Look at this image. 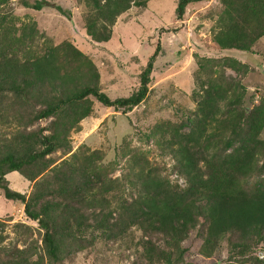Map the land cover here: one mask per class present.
Instances as JSON below:
<instances>
[{
  "label": "trees",
  "instance_id": "trees-1",
  "mask_svg": "<svg viewBox=\"0 0 264 264\" xmlns=\"http://www.w3.org/2000/svg\"><path fill=\"white\" fill-rule=\"evenodd\" d=\"M144 1L90 0L91 9L83 22L86 34L98 42L107 40L115 18L130 4ZM190 1L198 0L176 1L177 18ZM220 1L211 41L217 48L250 51L264 34V0ZM6 2L0 0V8ZM19 3L38 9L46 1ZM13 17L0 9V104L5 99L10 100L9 105L30 104L33 110L23 115L27 124L41 117L50 119L45 127L17 132L16 142L13 137L0 144L1 192L18 200L24 214L41 230L40 242L36 240L34 245L13 244L9 249L0 244V264L54 262L63 256L64 244L77 241L79 247L88 228L112 236L129 224L138 225L147 236L142 244L149 264H195L183 259L179 242L199 222L200 254L209 256L221 239L227 241L225 259L215 264H264L262 257L253 254L254 246L264 242V179L255 187L243 183L264 149V140L257 136L264 123V103L245 109L229 102V108L222 110L223 86L205 85L189 128L174 130L168 139L183 185L171 186L149 167L141 166L135 172L139 182L136 195L112 204L98 189L97 150L77 147L70 151L65 135L90 112L88 94L122 111L140 102L148 90L158 45L138 72L136 89L110 98L98 87L93 61L67 39L40 52L18 55L13 47L32 39L36 28L33 20L16 26ZM42 129L48 132L42 133ZM60 147L70 152L54 162L47 154ZM10 170L31 181L27 194L8 185L5 173ZM51 194L58 199L49 200ZM152 231L165 236V247L151 241L148 235Z\"/></svg>",
  "mask_w": 264,
  "mask_h": 264
},
{
  "label": "rangeland",
  "instance_id": "rangeland-1",
  "mask_svg": "<svg viewBox=\"0 0 264 264\" xmlns=\"http://www.w3.org/2000/svg\"><path fill=\"white\" fill-rule=\"evenodd\" d=\"M45 1L38 9L22 6L19 0H7L1 6L2 11L14 16L16 26L34 21L36 33L32 39L14 46L16 53L27 56L67 39L93 61L98 71V87L106 90L110 98L136 89L138 72L158 45L148 90L140 102L122 111L121 107L103 105L88 94L90 112L65 135L70 151L77 147L97 150L94 159L98 165V189L112 204L136 195L139 182L135 172L141 166L149 167L171 186L183 185L168 139L174 130L189 128L205 85L223 86L225 99L219 101L222 110L229 108L226 105L229 102L232 106L244 105L245 109L264 103V34L250 51L217 48L211 41V29L222 8L220 0L187 2L180 18L174 11L177 0L130 4L115 18L111 36L99 42L91 39L83 27L84 17L91 9L90 0ZM9 102L5 99L0 104V144L13 137L16 142L17 132L23 129L47 125L50 116L24 123L23 115L33 110L30 104L9 105ZM47 132L42 129V133ZM257 136L264 140V123ZM70 151L60 147L47 155L57 162ZM263 179L264 149L257 154L255 168L244 177L243 183L255 187ZM26 180L18 175L16 180L10 178L7 182L11 188L27 194L31 181ZM48 199L54 201L58 196L51 194ZM20 222L27 226L17 225ZM199 226L200 222L179 242L183 259L195 264H215L225 259L228 244L224 238L211 255L198 252ZM40 232L35 220L24 214L22 204L4 197L0 189V244L9 249L13 244L34 245ZM107 233L88 228L79 240V247L77 241H70L64 244L59 260H45L43 264H149L142 244L147 236L142 235L138 225L124 226L112 236ZM148 237L165 247L166 238L161 232L152 231ZM253 254L264 259V242L254 246Z\"/></svg>",
  "mask_w": 264,
  "mask_h": 264
},
{
  "label": "crops",
  "instance_id": "crops-1",
  "mask_svg": "<svg viewBox=\"0 0 264 264\" xmlns=\"http://www.w3.org/2000/svg\"><path fill=\"white\" fill-rule=\"evenodd\" d=\"M99 85H100V82H99ZM100 86H101V85H100ZM101 90L103 91L102 88H101ZM103 92L108 96V93H107L106 90H104ZM18 175L21 176V174H20L19 172H17L16 170H10V171H8V172L5 173V178H6L7 180H9L10 178L16 180V178H17ZM8 178H9V179H8ZM26 181H28V180H26Z\"/></svg>",
  "mask_w": 264,
  "mask_h": 264
}]
</instances>
